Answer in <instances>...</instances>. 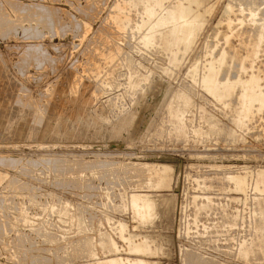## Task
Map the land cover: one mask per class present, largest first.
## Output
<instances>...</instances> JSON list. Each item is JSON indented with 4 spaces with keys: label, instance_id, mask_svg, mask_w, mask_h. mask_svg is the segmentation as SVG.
<instances>
[{
    "label": "rangeland",
    "instance_id": "rangeland-1",
    "mask_svg": "<svg viewBox=\"0 0 264 264\" xmlns=\"http://www.w3.org/2000/svg\"><path fill=\"white\" fill-rule=\"evenodd\" d=\"M155 1L0 0V264H99L117 258L127 264L139 261L132 258L153 264H264L257 216L264 206V198L258 200L264 197V100H252L251 110L241 111L244 88L234 97L240 100L223 103L202 81L211 61L227 52L231 80L261 79L254 78V92L264 99V41H257L264 31V0L165 1L163 9L156 8L158 17L181 2L197 5L188 8L192 42L171 50L178 56H170L158 39L145 44L152 24L145 25L144 10ZM250 7L259 12L254 18ZM148 163L174 166L170 189L157 191V176L140 178L129 170ZM229 172H247V193L234 192L235 185L224 179ZM137 194H173L172 228L159 219L155 228L152 206H134L136 212L129 203ZM158 232L170 237L171 247L156 256ZM133 239L145 242L141 255L132 250Z\"/></svg>",
    "mask_w": 264,
    "mask_h": 264
},
{
    "label": "bare ground",
    "instance_id": "bare-ground-1",
    "mask_svg": "<svg viewBox=\"0 0 264 264\" xmlns=\"http://www.w3.org/2000/svg\"><path fill=\"white\" fill-rule=\"evenodd\" d=\"M129 1V0H128ZM136 1V0H135ZM147 2H148V0H146ZM165 1H169V0H156L154 3H152L153 5H150L151 4V2H150V0H149V5L150 6H147L146 8H145V14L147 15L146 16V18L148 17V20L146 21V23H145V25L146 24H148V23H151L152 25H151V28H150V30H151V34H149L146 38H145V44H152L153 45V43H154V41L156 40V39H158L159 41H160V44H161V46L165 49V51L167 52V51H171L174 47H176L178 44H183L185 41H187L186 42V44L188 43V40H190V36L191 37H194L193 36V34L195 33V31H194V33L193 34H191L190 32V30H188V24H189V22H190V20H189V16L190 15H192V11H189V6L191 5V4H189L188 3V8L186 7V4H185V6L183 5L182 6V2L181 3H179V5L180 6H176V7H173V8H171V7H169V9H167L166 11H164V14L163 15H161V17L159 16L158 17V15H157V11H156V8H159V10L160 9H163L162 7H164V5H163V3H165ZM171 1V0H170ZM185 1V0H184ZM193 1V0H192ZM191 1V2H192ZM197 1V0H196ZM195 1V2H196ZM199 2H200V0H198ZM198 1H197V3H198ZM251 1V0H250ZM139 2V1H138ZM143 2V1H142ZM145 2V1H144ZM143 2V3H144ZM175 2V1H174ZM179 2H180V0H179ZM186 2V1H185ZM187 2H189V1H187ZM194 2V3H195ZM206 2H207V0H206ZM206 2H204V3H206ZM243 2V1H242ZM142 3V4H143ZM170 3V2H169ZM178 3V2H177ZM196 3V4H197ZM249 3V2H248ZM254 3V2H253ZM253 3H251V4H249L248 6H250V5H253ZM193 4V3H192ZM19 5V4H18ZM140 5V4H139ZM170 5V4H169ZM173 5V4H172ZM241 5V4H240ZM264 5V4H263ZM132 6H133V4H132ZM192 6H197V5H191V7ZM198 6H199V4H198ZM201 6H202V4H201ZM205 6V5H204ZM203 6V7H204ZM211 6V5H210ZM243 5H241V7H242ZM247 6V7H248ZM139 7V6H138ZM190 7V8H191ZM202 7V8H203ZM207 7H208V5H207ZM257 7V6H256ZM131 8V7H130ZM167 7H165V9H166ZM198 8H201V7H198ZM205 8V7H204ZM209 8V7H208ZM228 8V7H227ZM230 8V7H229ZM244 8V7H243ZM259 8V7H258ZM263 8V7H262ZM137 9V8H136ZM194 9V8H193ZM226 9V8H225ZM224 9V10H225ZM232 9V8H231ZM247 9L248 8H246L245 9V11H247ZM256 9V8H255ZM45 10V9H44ZM192 10V9H191ZM204 10V9H203ZM208 10V9H207ZM249 10V9H248ZM199 11V10H198ZM239 11H240V9H239ZM242 11H243V9H242ZM241 11V12H242ZM250 16H251V18L253 17H256L257 15H258V13L259 12H257V11H255L254 10V8H252L251 9V7H250ZM259 11H260V9H259ZM190 12H191V14H190ZM194 12V11H193ZM197 12V11H196ZM196 12H195V14H196ZM204 12V11H203ZM237 12V11H236ZM240 12V13H241ZM244 12V11H243ZM122 12H120V14H121ZM141 13V12H140ZM194 14V13H193ZM198 14V13H197ZM203 14H205V12L203 13ZM202 14V16H204ZM223 14H224V16H228L229 14H230V10H225L224 12H223ZM245 14H247V13H245ZM245 14H243V15H245ZM199 15V14H198ZM208 15V14H207ZM141 16H143V15H141ZM247 16H249V14L247 15ZM249 16V17H250ZM196 17H199V16H197L196 15ZM229 17H230V15H229ZM248 17V18H249ZM118 18V17H117ZM125 18V17H124ZM191 18H193L192 16L190 17V19ZM195 18V17H194ZM203 18V17H202ZM201 18V19H202ZM259 18V17H258ZM257 18V19H258ZM115 19V18H114ZM129 19V18H128ZM197 19V18H196ZM241 19V18H240ZM260 19V18H259ZM263 19H264V17H263ZM263 19H261V20H263ZM116 20V19H115ZM200 20V19H199ZM198 20V21H199ZM228 20V19H227ZM231 20V19H230ZM244 19H242V23L244 22L243 21ZM246 20H247V18H246ZM250 20V19H249ZM249 20H248V24H249ZM253 20V19H252ZM255 20V19H254ZM118 20H116V24L118 23L117 22ZM122 21V20H121ZM121 21L118 23V24H120L121 23ZM194 21V20H193ZM193 21H192V23H193ZM197 21V22H198ZM233 21V20H232ZM251 21V20H250ZM256 21V20H255ZM260 20H258L257 22H259ZM264 21V20H263ZM263 21H260V24H263L264 22ZM123 22V21H122ZM128 22V21H127ZM129 22H131L130 20H129ZM196 22V21H195ZM194 22V23H195ZM200 22V21H199ZM229 22H231V21H229ZM251 22H253V21H251ZM261 22H263V23H261ZM124 23H126V22H124ZM142 23V22H141ZM191 23V24H192ZM231 23H233V22H231ZM230 23V24H231ZM234 23H236V22H234ZM234 23L232 24V25H234ZM237 23H238V21H237ZM122 24V23H121ZM190 24V26H192ZM196 24V23H195ZM229 24V25H230ZM241 24V23H240ZM239 24V25H240ZM245 24V23H244ZM123 25H125V24H122V26ZM130 25V24H129ZM144 25V24H143ZM194 25V24H193ZM227 25H228V23H227ZM237 26H238V24H236ZM247 25V24H246ZM251 26H252V23L250 24ZM256 25V24H255ZM257 25H259V24H257ZM256 25V26H257ZM121 26V25H120ZM119 26V27H120ZM150 26V25H149ZM196 26V25H195ZM195 26H193L192 28H194ZM264 26V25H263ZM262 26V27H263ZM126 27V26H125ZM134 27V26H133ZM136 27V26H135ZM138 27V26H137ZM164 27H166V28H169V30L168 31H166L165 30V32H162V30L161 31H159L161 28L163 29ZM199 27V26H198ZM232 27V26H231ZM234 27V26H233ZM238 27H240V26H238ZM258 27H260V26H258ZM121 28H124V27H121ZM143 28V26L141 27V29ZM190 28V27H189ZM241 28V27H240ZM137 29H139V28H137ZM234 29V28H233ZM235 29H236V27H235ZM234 29V30H235ZM261 29V28H260ZM147 30V29H146ZM257 30V29H256ZM193 31V30H192ZM236 31V30H235ZM199 32V31H198ZM214 32V31H213ZM240 32V31H239ZM258 32V31H257ZM256 32V33H257ZM263 29H261L259 32H258V38H257V41H258V43H259V45L261 44V45H263L262 44V42L264 41V34H263ZM29 33V32H28ZM145 33V32H144ZM148 33V32H147ZM181 34H183V36L181 35ZM189 34V35H188ZM224 34V33H223ZM233 34H234V32H233ZM252 34V33H251ZM197 35V34H196ZM146 36V35H145ZM145 36H143V37H145ZM181 36V37H180ZM257 37V36H256ZM192 40V39H191ZM190 40V41H191ZM157 41V40H156ZM254 41H256V39L254 40ZM253 41V42H254ZM256 41V42H257ZM192 42V41H191ZM225 42V41H224ZM155 43H157V42H155ZM154 43V44H155ZM264 43V42H263ZM144 44V43H143ZM255 44V43H254ZM189 45V44H188ZM249 45V44H248ZM258 45V44H257ZM257 45H254L255 47H257ZM260 45V46H261ZM145 46V45H144ZM182 46H184V45H182ZM189 46H191V44L189 45ZM252 46V45H251ZM146 47H148V46H146ZM158 47V46H157ZM180 47H181V45H180ZM186 47H187V45H186ZM144 48V47H143ZM188 48V47H187ZM253 48V47H252ZM251 48V49H252ZM183 49V48H182ZM185 49V48H184ZM189 49H190V47H189ZM181 50V49H180ZM185 50H188V49H185ZM208 50V49H207ZM256 50V49H255ZM255 50H253V51H255ZM177 51H179V50H177ZM163 52V51H162ZM188 51H186V52H184V53H187ZM220 52V51H219ZM171 53H172V51L170 52V56H171ZM179 53V52H178ZM227 53V52H226ZM225 52H222V53H219V56H218V58H217V60L215 59V61H214V59H213V61H211V64L209 65V66H207V72L205 73V75H204V77L202 78V81L204 82V88H205V90H207V92L211 95V97H214V99H217L218 101H224L223 103H225V102H227L228 101V99L230 100L231 99V101L233 100V99H236V100H240L241 99V101L243 100V108L244 109H239V110H248V109H250L249 107H251L250 105H252L251 104V102H252V100H256V101H258L259 103L260 102H262V100H264L263 99V97H262V94H260V92H257V93H255L254 92V90H255V79L257 78H255V77H252V78H248V79H250V80H248V82L245 84L244 82H246L247 80L245 79V81L243 80L244 78H243V76H242V80L243 81H240V80H238L237 79V76H236V80H231V73H230V70H229V66L227 65V61L230 59V57L228 56V54H226ZM239 53V52H238ZM250 53H251V51H250ZM254 53V52H253ZM165 54V53H164ZM173 54V53H172ZM237 54V53H236ZM236 54H234V55H236ZM173 55H177V54H173ZM173 55H172V57H173ZM179 55V54H178ZM177 55V56H178ZM218 55V54H217ZM254 55H256L255 53H254ZM168 56V55H167ZM176 56V57H177ZM215 56V55H214ZM240 56V55H239ZM238 56V54L235 56V58H238L239 57ZM251 56H252V53H251ZM180 57L181 58H184V57H182V53H181V55H180ZM171 58V57H170ZM180 58V59H181ZM215 58V57H214ZM234 58V59H235ZM176 59V58H175ZM174 59V60H175ZM177 59H179V58H177ZM248 59H251V57H250V54L249 55H247L246 57H244L243 59H241V63L239 64V66L237 67V69H238V74H239V71H242V70H245L246 68L244 67L245 66V61L246 60H248ZM169 61H171V59L169 60ZM183 61V60H182ZM237 61V60H236ZM173 62V61H172ZM172 62H171V65L173 66L174 64H172ZM178 62H180V60L178 61ZM27 63V62H26ZM177 63V62H176ZM198 63H199V61H198ZM178 64V63H177ZM232 64V63H231ZM234 64V63H233ZM169 65H170V63H169ZM194 65L195 64H193L192 65V67H194ZM175 66V65H174ZM177 66V65H176ZM199 66V65H198ZM236 66H237V64H236ZM171 67V66H170ZM192 67H191V69H192ZM197 68V67H196ZM206 68V67H205ZM254 68V67H253ZM190 68H189V70H188V73H189V71L191 72L192 70H191ZM194 69H195V67H194ZM248 69V68H247ZM251 69V68H250ZM195 70H197V69H195ZM195 70H193V71H195ZM166 71V70H165ZM168 71V70H167ZM172 72V71H171ZM234 72V71H233ZM232 72V73H233ZM133 73V72H132ZM167 73V72H166ZM193 73H195V72H193ZM193 73H192V75H193ZM224 73V74H223ZM243 73H245V71L243 72ZM173 74V73H172ZM225 75L223 78H221L220 77V75ZM246 74H248V71H247V73ZM246 74H243V75H246ZM251 74H254V73H251ZM132 75V74H131ZM148 75V74H147ZM234 75H236V74H234ZM255 75V74H254ZM135 76H137V75H135ZM195 76H196V74H195ZM203 76V75H202ZM240 77H241V74L239 75ZM239 76H238V78H239ZM248 76V75H247ZM258 76V75H257ZM143 77V76H142ZM194 78V75L193 76H191V78ZM260 77V76H259ZM136 78V77H135ZM140 78V77H139ZM195 78H197V77H195ZM246 78V77H245ZM255 78V79H254ZM132 79H133V77H132ZM142 79V78H141ZM241 79V78H240ZM258 79V81L259 80H261V79H259V78H257ZM148 80V79H147ZM134 81V80H133ZM139 81V80H138ZM243 82V83H242ZM133 84V83H132ZM245 84V85H244ZM257 84V83H256ZM257 85H260V84H257ZM240 87V89H241V87L242 88H244V92H243V90H242V93L241 92H239L240 90H238V92L239 93H241V95H240V99H237V98H234V97H237L239 94L237 93V89ZM257 87V86H256ZM259 87V86H258ZM262 87V86H261ZM257 89V88H256ZM259 90H260V88H259ZM263 89L261 88V90L260 91H262ZM159 91V90H158ZM258 91V90H257ZM263 93H264V91H262ZM261 92V93H262ZM180 93H182V92H180ZM178 95V94H177ZM180 95V94H179ZM184 95H186V92L184 93H182L180 96H181V98H184ZM179 96V97H180ZM264 96V95H263ZM239 97V96H238ZM87 98V97H86ZM176 98V97H175ZM233 98V99H232ZM243 98V99H242ZM179 100V99H178ZM185 100H187V99H185ZM184 100V101H185ZM227 100V101H226ZM235 100V101H236ZM188 101V100H187ZM174 102H177V100L176 101H174ZM219 102V103H220ZM239 102V101H238ZM257 102V103H258ZM171 103H172V101H171ZM180 103V100H179V102L178 103H175V104H179ZM186 103V102H185ZM234 103V102H233ZM237 103V102H236ZM236 103H234L235 105H236ZM241 103V102H240ZM239 103V105H241ZM253 103V102H252ZM15 104V103H14ZM174 104V103H173ZM183 104V103H182ZM221 104V103H220ZM234 104H233V106H234ZM264 104V103H263ZM187 105V104H186ZM185 104H184V106H186ZM225 105V104H224ZM226 105H228V104H226ZM226 105H225V107H226ZM229 105H232V103L231 104H229ZM259 105V104H258ZM257 105V106H258ZM170 106H172V105H170L169 104V107ZM178 106V105H177ZM180 106H182V105H180ZM179 106V107H180ZM191 106V105H190ZM199 106V105H198ZM237 107H241V106H238V105H236ZM254 106H256V103H255V105ZM253 106V107H254ZM256 106V107H257ZM261 105H259V107H260ZM86 107V106H85ZM174 107V106H173ZM183 107V106H182ZM193 107V106H192ZM231 109H234V107L232 108L231 106H229ZM264 107V106H263ZM262 107V108H263ZM171 108V107H170ZM178 108V107H177ZM184 108V107H183ZM188 108V107H187ZM186 108V109H187ZM195 108V107H194ZM228 108V107H227ZM227 108H226V110H227ZM261 108V109H262ZM176 109V108H175ZM258 109H260V108H258ZM264 109V108H263ZM228 110H229V108H228ZM251 110V109H250ZM252 110H253V108H252ZM254 110H255V108H254ZM253 110V111H254ZM180 111L181 110H179V113H180ZM184 111V110H183ZM191 111V110H190ZM234 111V110H233ZM241 111H239V112H241ZM255 111H257V110H255ZM261 111V110H260ZM259 111V112H260ZM171 112V111H170ZM232 112V111H231ZM234 112H238L237 110L236 111H234ZM238 112V113H239ZM258 111H257V113H259ZM262 112H263V110H262ZM175 113V112H174ZM174 113H172V115L174 114ZM177 114H178V112H176ZM182 113V112H181ZM184 113V112H183ZM229 113H230V110H229ZM228 113V114H229ZM243 113H246V112H242V115L244 116V114ZM248 113L251 115V111L249 112L248 111ZM248 113H246V115H245V117H247V115H248ZM225 114V113H224ZM231 114H233V112L231 113ZM240 114V113H239ZM254 114H255V112H254ZM138 115H140V113L138 114ZM175 116H178V115H176V114H174ZM173 115V116H174ZM235 115V114H234ZM233 115V116H234ZM242 115H241V117H242ZM253 115V114H252ZM180 116V115H179ZM182 116V115H181ZM180 116V117H181ZM206 116V115H205ZM204 116V117H205ZM212 116V115H211ZM237 116V115H236ZM132 117H135V115L133 116L132 115ZM230 117V116H229ZM240 119H238V120H240V123H242V121H241V117L240 116H238ZM252 117V116H251ZM131 118V117H130ZM135 118H137L138 119V117H135ZM176 118V117H175ZM201 118V117H200ZM236 118V117H235ZM249 118V117H248ZM252 118H254V116L252 117ZM251 118V120H253ZM129 119V118H128ZM132 120H133V118H131ZM136 119V120H137ZM179 119V118H178ZM183 119V118H182ZM211 119V118H210ZM234 119V118H233ZM172 120H173V117H172ZM179 120H181V119H179ZM205 120V119H204ZM207 120H209V118H207ZM237 120V119H236ZM235 120V121H236ZM251 120H249L248 119V121H251ZM138 121H140L139 119H138ZM174 122L176 121V120H173ZM211 121H213V119L211 120ZM210 120L209 121H207V122H211ZM247 121V119H246V122H248ZM128 122V121H127ZM180 122V121H179ZM217 122V121H216ZM234 122V121H233ZM237 122V124L238 125H241V124H239L238 122L239 121H236ZM244 122H245V119H244ZM253 122V121H252ZM131 123H133L132 121H131ZM177 123V122H176ZM251 123V122H250ZM249 123V124H250ZM139 124V123H138ZM179 124V123H178ZM178 124H176V125H178ZM243 124H245V123H243ZM242 124V125H243ZM248 124V125H249ZM128 125V124H127ZM134 125V124H133ZM135 125H137L136 123H135ZM206 125H208V124H206ZM212 126H213V123L211 124ZM210 125V126H211ZM217 126H218V124H216ZM215 125V126H216ZM235 125H236V123H235ZM237 125V126H238ZM247 125V124H246ZM132 127V126H131ZM180 127H182V126H180ZM214 127V126H213ZM243 127V126H242ZM242 127H240L239 126V128L241 129ZM183 128V127H182ZM187 128V127H186ZM217 128V127H216ZM219 128V127H218ZM244 128V127H243ZM5 129H6V127H5ZM211 129V128H210ZM208 130V132L210 133L211 131H209V129H207ZM212 130V129H211ZM216 130V129H215ZM220 131H221V129H220ZM219 131V132H220ZM229 131V130H228ZM215 132V131H214ZM227 132V131H226ZM216 133V132H215ZM217 133H218V131H217ZM216 133V134H217ZM223 133H225V130H224V132ZM203 134V133H202ZM207 134V133H206ZM214 134V133H213ZM221 134V133H220ZM156 135V134H155ZM230 137V136H229ZM131 165V164H130ZM119 166V165H118ZM129 167V166H128ZM132 167V166H131ZM127 169V168H126ZM120 170V169H119ZM123 170V169H122ZM128 170V169H127ZM129 170H130V172H132V173H135V176L136 175H138V176H140V178L142 177V176H145V175H155V176H153V177H156L157 176V179H155V180H157L158 182V184H160L159 186H160V188H156L157 186L155 185V184H157V183H155L152 179H151V181H153L155 184H153L152 185V187L155 185L156 187H154V189L155 190H162V188L164 189V188H167V189H170L171 187H172V181H173V179H174V166H170V165H167V164H155V163H153V164H138V165H136V167L135 168H129ZM128 170V171H129ZM126 170H124V172H125ZM130 172L128 173V175H130ZM226 172L224 171V174H225ZM233 173V172H232ZM235 173V172H234ZM263 173V172H262ZM127 174V173H126ZM229 174H230V176H228V177H226V175H225V177L226 178H224L226 181H228V182H231V183H233L234 185H235V187L233 188V190H234V192H236L237 191V193L238 192H246L247 193V180H246V178L248 179V175H247V172H246V175L245 176H247V177H245L244 176V174H245V172H244V174H242V172L241 173H235V174H231V172H229ZM133 175V174H132ZM217 175V174H216ZM137 176V177H138ZM223 177V176H222ZM136 178V177H135ZM139 178V179H140ZM147 178V177H146ZM150 178V177H149ZM148 179V178H147ZM223 179V178H222ZM144 180V179H143ZM146 180V179H145ZM198 180V179H197ZM261 180H263V178L261 179ZM150 181V180H149ZM148 181V182H149ZM258 182V181H257ZM151 183V182H150ZM149 183V184H150ZM261 184H262V181L260 182ZM146 184H148V183H146ZM259 183H257V185H258ZM256 185V183L254 184V186ZM148 186V185H147ZM259 186V185H258ZM258 186H255V187H258ZM150 187H151V185H150ZM254 187V188H255ZM260 187H261V185H260ZM259 187V188H260ZM139 189H141V188H139ZM153 189V190H154ZM263 189H264V187H263ZM126 190V189H125ZM157 190V191H158ZM261 190V189H260ZM256 192H257V189L255 190ZM126 192V191H125ZM261 193L262 192H264V190L263 191H260ZM259 192V189H258V193H260ZM261 193H260V195H261ZM245 194V193H244ZM243 194V195H244ZM246 195V194H245ZM258 195V194H257ZM155 196V195H154ZM259 196V195H258ZM258 196H254V197H257L258 198ZM159 197L160 198H158L157 196H156V198H154L153 196H151L150 194L149 195H146V194H140V195H131V203H129V204H131V206L132 207H138L139 209H141L143 206H146V208L147 209H149V208H151L150 206H152V208L154 209V211H156V213H157V215L155 216V218L153 219V223H154V225H157V226H155V228H160V226H161V224H159L158 223V221H156V220H160V223H163V222H165V229H170V228H172V226H173V217H174V210H175V206H176V203H175V197H174V195L173 194H167V195H159ZM126 198V197H125ZM206 197H204V199H205ZM262 198H264V197H262L261 196V199H259L258 198V200H259V202H260V204H261V201H262ZM194 199H196V202H197V200L199 199V197H198V199L196 198V197H194ZM255 199V198H254ZM208 200H211V198H208ZM232 200V199H231ZM233 200H235V198H233ZM257 200V199H256ZM261 200V201H260ZM127 200H125V202H126ZM129 201V202H130ZM124 202V201H123ZM195 202V203H196ZM209 202V201H208ZM255 202V200H253V204H255V206H256V203H254ZM256 202H258V201H256ZM205 203H207V201L205 202ZM210 203H211V201H210ZM263 204H264V202H262ZM127 204V203H126ZM126 204H125V206H126ZM203 204V203H202ZM262 204V205H263ZM262 205H260L259 207H261ZM129 206V205H128ZM203 206V205H202ZM204 206H208L207 204L206 205H204ZM210 206V205H209ZM254 206V207H255ZM121 207V206H120ZM135 207L133 208V209H135ZM199 207H200V205H199ZM256 207H258V205L256 206ZM131 208V207H130ZM152 208H151V210L150 211H152ZM253 208V207H252ZM198 209H203V207L201 208H198ZM256 209V208H255ZM254 208L252 209V211L254 210V211H259L260 212V215H258L257 214V212H254V213H256L257 214V216H259L260 217V220H261V225H260V230H261V233L264 235V206H262L259 210H255ZM258 209V208H257ZM137 210V208L135 209V211ZM205 210V209H204ZM140 210H138V212H139ZM147 211L148 210H146V213H147ZM199 211V210H198ZM206 211H207V209H206ZM137 212V211H136ZM149 213V212H148ZM147 213V214H148ZM151 214V213H150ZM150 214H148V215H150ZM141 215V214H140ZM144 215H145V213H144ZM253 215V214H252ZM256 215L254 216L253 215V217H257ZM147 218H148V216H147ZM146 218V219H147ZM149 218H150V216H149ZM258 218V217H257ZM146 219L144 220V221H146ZM151 219V218H150ZM235 219H237V218H235ZM141 220V219H140ZM140 220L138 221V223L140 222ZM142 221V220H141ZM147 222H148V219H147ZM149 222H151V221H149ZM149 222L147 223V224H149ZM145 224V223H144ZM150 225H151V223H150ZM153 225V226H154ZM81 226V225H80ZM125 226V225H124ZM123 228V227H122ZM120 230V229H119ZM124 230H125V228H124ZM123 231V230H122ZM124 232V231H123ZM155 233V232H154ZM105 234V233H104ZM103 233H102V235H104ZM101 235V236H102ZM106 235V234H105ZM104 235V236H105ZM122 235V234H121ZM125 235H126V233H125ZM157 236V247L155 248V249H151L152 250V254L153 255H161V254H164V250L166 249V252L168 251V253L170 252V247H171V241H170V237L168 238V236L167 235H165V234H163V233H161V232H158L157 234H156ZM130 236L131 237H133V238H135V239H137V237H139V236H141V235H139V234H136V233H130ZM43 237V236H42ZM109 237V236H108ZM130 238V237H129ZM262 238V239H261ZM260 238V241H259V243H260V247H261V244L264 246V240H263V238L264 237H261ZM105 239H108L107 237H105ZM104 239V237H103V240H105ZM135 239H133V241H131L130 243L131 244H133V248L134 249H132L134 252H136V253H139L140 255H141V253H142V251H143V249L146 251V249L144 248L145 246H143V244L145 243L144 241L142 242V241H139V243L138 242H134V240ZM153 238H151V240H152ZM102 240V239H101ZM109 240V239H108ZM141 240H142V238H141ZM143 240H144V238H143ZM151 240H149L148 239V241H151ZM130 241V240H129ZM137 241V240H136ZM106 242H107V240H106ZM109 242V241H108ZM107 242V243H108ZM111 242V241H110ZM52 243H53V241H52ZM85 243V242H84ZM87 243V242H86ZM91 243H93V242H91ZM100 243H101V241H100ZM112 243V242H111ZM149 243V242H148ZM151 243V242H150ZM241 243V242H240ZM89 244H90V241H89ZM102 244V243H101ZM100 244V245H101ZM110 244V243H109ZM115 244V243H114ZM107 245V244H106ZM106 245H103L104 247H106ZM112 245V244H111ZM149 245H151V244H149ZM153 245V244H152ZM85 246H87V244L85 245ZM92 246H93V244H92ZM102 246V245H101ZM110 246V245H109ZM113 246V245H112ZM132 246V245H131ZM130 246V247H131ZM90 247V245L88 246V248ZM142 247H143V249H142ZM247 247V246H246ZM115 248H117V247H115ZM245 249V248H244ZM254 249V248H253ZM91 249H88V251H90ZM112 250V249H111ZM117 250H119V249H117ZM187 251H189V250H187ZM248 251V250H247ZM118 252V251H117ZM141 252V253H140ZM183 252V251H182ZM240 252V251H239ZM262 252V251H261ZM260 252V253H261ZM264 252V251H263ZM132 254H133V252H132ZM144 254V253H143ZM93 255V254H92ZM136 255V254H135ZM145 255V254H144ZM147 255V254H146ZM150 255H151V253H150ZM264 255V254H263ZM36 260V259H35ZM132 260H139V261H131V260H129V263L130 264H153V262H143V261H141L142 259H133L132 258ZM196 260V259H195ZM198 261V260H197ZM33 262V261H32ZM63 263V262H62ZM125 262H123V261H121V259H115V260H111V261H105V262H99V264H124ZM125 264H127V263H125Z\"/></svg>",
    "mask_w": 264,
    "mask_h": 264
}]
</instances>
